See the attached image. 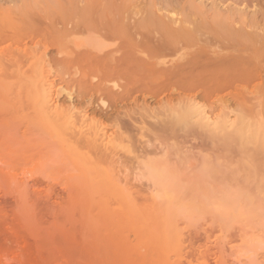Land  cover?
Instances as JSON below:
<instances>
[{
    "label": "rangeland",
    "instance_id": "1",
    "mask_svg": "<svg viewBox=\"0 0 264 264\" xmlns=\"http://www.w3.org/2000/svg\"><path fill=\"white\" fill-rule=\"evenodd\" d=\"M108 1L0 0V73L3 74H0V130L7 127L4 128L7 131L13 126L18 129L14 138H20V144L16 145L27 148L41 145L45 150L50 146L46 154L51 149L54 153L46 156L49 160L46 159L45 164L50 163V166L40 171L35 168L39 166L34 162L36 158L27 148L22 149L24 160L19 161L18 156L5 158L6 153L2 152L5 149L1 150L7 148L10 141L7 147L0 148V264H264L263 231V240L259 239L261 246L252 242L261 238L260 228L255 231L259 236L252 235L251 241L236 240L235 243L230 241L234 224L226 217L210 237L203 220L197 216L184 220L168 200L152 192L154 182L150 180L151 175L160 174L162 164L174 161L179 168H192L193 172L205 173L208 169L209 177L219 176L222 185L240 187L242 205H252L254 200L264 205V115L260 119L248 112L252 104L264 105V88L249 85L233 88L229 82L232 71L228 70L230 73L222 76L218 85L211 86L208 82L199 88L163 90L158 85L163 79L147 84L157 76L152 70L141 68L135 75L123 74L121 69L126 66L123 65L126 59H120V54L115 56L116 64L99 60L102 52L117 46L128 44L137 51L139 47L146 51L144 47L150 46L148 52L140 54L141 58L137 55L131 58L142 66L147 53L164 37L161 30L160 35L158 29L153 26V31L152 24L145 22L154 14L196 20L200 25L205 22V28L224 18L232 26L237 23V27L263 34L264 0ZM185 14H189V18ZM145 36H150L148 40L154 43L148 42ZM153 39L159 41L156 43ZM200 39L203 41V36ZM138 41L142 43L139 45ZM202 41L197 43L204 57L201 63L212 69L223 68L230 63L229 58L240 53ZM102 46H105L104 51ZM213 49L219 50L220 55H216L220 57L215 59L216 55L209 53ZM258 49L264 52V40L250 48L247 55ZM135 54L139 55L136 51ZM222 58L226 63L213 64ZM261 58L256 60L264 67ZM104 65H117L119 72L106 71ZM158 66L162 65L153 67ZM111 80L118 86H113ZM135 82L140 83L138 87ZM54 101L63 109L71 108V117L64 119L63 113L53 114L50 104ZM96 105L101 109L109 105L111 108L105 110L110 116L100 117L98 113L86 111ZM81 117L86 119L83 124ZM103 145L105 150H102ZM12 149L7 151L19 150ZM56 149L59 154L54 152ZM28 154L34 160L25 159ZM59 155L62 157H56ZM57 161L62 162L59 165L62 167L56 166ZM52 162L54 169H51ZM208 166L210 169L206 168ZM51 170H55L56 175L51 174ZM56 170L60 171L58 175ZM224 171H228L225 175L230 179L234 178L232 184L228 177L222 176ZM235 181L239 182L238 186ZM246 185L251 190L245 188ZM240 243L243 244L241 253L236 252ZM230 245L234 249L228 248Z\"/></svg>",
    "mask_w": 264,
    "mask_h": 264
},
{
    "label": "bare ground",
    "instance_id": "2",
    "mask_svg": "<svg viewBox=\"0 0 264 264\" xmlns=\"http://www.w3.org/2000/svg\"><path fill=\"white\" fill-rule=\"evenodd\" d=\"M111 1V0H110ZM108 1V2H110ZM118 1V0H117ZM166 1V0H165ZM103 2V1H101ZM143 2V1H142ZM74 3V2H73ZM114 3V2H113ZM118 3V2H117ZM169 3V2H167ZM220 3V2H219ZM93 4V3H92ZM109 4V3H107ZM163 4V3H162ZM159 5V4H158ZM167 5V4H166ZM110 6V5H109ZM116 6V4H115ZM164 6V5H163ZM168 6V5H167ZM103 7V6H102ZM176 7V6H175ZM73 8V7H72ZM86 8H89L90 9V6L88 7V5H86ZM185 8V7H184ZM109 9H111L110 7L108 8L107 10V14L110 13L109 12ZM135 9V8H134ZM163 9V8H162ZM174 9V8H173ZM178 9V8H177ZM82 10V9H81ZM103 10V9H102ZM158 10V9H157ZM168 10V9H167ZM170 10V9H169ZM175 10V9H174ZM63 11V10H62ZM67 11V10H66ZM88 11V10H87ZM166 11V10H164ZM176 11V10H175ZM89 12V11H88ZM102 12V11H101ZM171 12V10H170ZM178 12V11H177ZM184 12V11H183ZM200 12V11H199ZM224 12V10H223ZM63 13V12H61ZM76 13V12H75ZM120 13V12H119ZM160 13V12H159ZM172 13V12H171ZM171 13H168V14H171ZM205 13V12H204ZM66 14V12H65ZM64 14V15H65ZM86 14V13H84ZM95 14V13H94ZM177 14V13H176ZM178 15V14H177ZM187 15V14H185ZM210 15V14H209ZM86 16V15H85ZM109 16H111V14H109ZM113 16V14H112ZM128 16V15H127ZM148 16V15H146ZM173 16V15H171ZM169 17V16H156L154 14V16H148L146 19H145V22L148 23L151 25L152 24V27L154 26L156 29H158L157 31L159 32V30H161L163 32V39H161V43H157L156 40L157 39H153V41H155L157 43L156 47L154 50H150L149 52L150 53H147L149 55H147V58L146 60L144 61L143 65L140 66V65H136L135 62H133V60L131 59L132 57L134 56H140L139 58H141L145 52L148 50V48L150 47H144L146 49V51L144 49L141 50V48L139 47V51L137 50H133L132 48H135V47H130L128 44H126L124 41H121V42H124L126 45H121V46H117L116 48L114 49H111V50H107L106 48V52H102V55L100 53V57H99V60H107L108 63H111L110 61H113V63H115V56H118L116 54H120L118 57H121L120 59L122 58H125L126 60L125 63L123 61V65H126L124 68L121 69V71H123V74H129V75H135L136 72L138 73V71L143 68V69H149V70H152V72L154 74H157L156 77L152 78L151 79V82L147 81L148 83L147 84H152V83H157L158 80L160 79H163L161 82H158V85L160 84V86L163 87V90L164 88H171V89H174V88H199V87H202V86H205L204 84L208 83V82H211V86H214V85H218L220 83V79L223 78L222 76H225L227 74H229L230 72H228V70H231L232 73L231 75H229L231 77V79L229 80V82H231V86L233 88H244V87H247L248 85L251 86V88H264V67L261 66L259 63L261 61H258L256 60L258 57H263L261 58V60L263 61L264 63V52H262L260 49H258L257 51H254L252 54L250 55H247V52L250 48H253L256 44H258L260 41L264 40V32L263 34H260L259 32H256L257 30H246L245 27H237V23L235 24V26H232L230 25V23H228L226 20H224V18L222 19H218L217 21L214 22V24H207L209 25V27H204L205 25V22L203 23L204 25H200V23H198L196 20H191L189 21L188 19H180V18H174V17ZM189 16V14L187 15V17ZM84 17V16H83ZM82 17V18H83ZM131 17V16H130ZM65 18V17H63ZM71 18H73L71 16ZM85 18V17H84ZM112 18V17H111ZM111 21H114L113 19H111ZM133 18V17H132ZM145 18V17H144ZM189 18V17H188ZM192 18V17H190ZM67 19H68V16H67ZM66 19V20H67ZM129 19V18H128ZM193 19V18H192ZM199 19V18H198ZM204 19V18H203ZM73 20V19H72ZM77 21V19H76ZM101 21V20H100ZM140 21V20H139ZM205 21V19H204ZM74 22V21H73ZM207 22V21H206ZM120 23V22H119ZM144 23V22H142ZM74 24H76L74 22ZM106 24V23H105ZM104 24V25H105ZM116 24V23H115ZM137 24V23H136ZM250 24V23H249ZM257 24V23H256ZM255 27H259V25H257ZM108 25V24H106ZM113 25V24H112ZM111 25V27H112ZM245 25V24H244ZM253 25V24H252ZM141 26V25H140ZM143 26V25H142ZM145 26V24H144ZM247 27V25H245ZM251 26V25H249ZM261 26V25H260ZM56 27V26H55ZM71 27V26H70ZM75 27V26H74ZM98 27V26H97ZM108 27V26H107ZM106 27V28H107ZM110 27V26H109ZM125 27H128V26H125ZM154 27L152 28L153 31L154 30ZM252 27V26H251ZM254 27V26H253ZM263 27V26H262ZM73 28V27H72ZM70 28V29H72ZM76 28V27H75ZM92 28V27H91ZM96 28V27H95ZM101 28V27H100ZM113 28V27H112ZM120 28V27H119ZM123 28V27H122ZM59 29V28H58ZM69 29V30H70ZM87 29V28H86ZM90 29V28H89ZM105 29V28H104ZM145 30V28H143ZM205 29V30H203ZM254 29V28H253ZM260 29V28H259ZM258 29V30H259ZM52 30V29H51ZM57 30V28H56ZM65 30V29H64ZM103 30V29H102ZM137 31V28L135 29ZM54 31V30H52ZM77 31V30H76ZM99 31V30H98ZM111 31V30H110ZM131 31V30H130ZM129 31V32H130ZM141 31V30H140ZM148 31V30H147ZM55 32V31H54ZM89 32V30H88ZM152 32V30H151ZM158 32L156 34H158ZM64 33V32H63ZM70 33H72L70 31ZM74 33V32H73ZM82 33V32H81ZM100 33V32H99ZM112 33V32H111ZM121 33V32H119ZM118 33V34H119ZM124 32L122 31V34ZM125 33H127V31L125 30ZM132 33V32H131ZM137 33V32H136ZM148 33V32H147ZM85 34V33H84ZM117 34V33H116ZM142 34V33H141ZM153 33H150V36H152ZM160 34V32H159ZM1 35V34H0ZM70 35V34H69ZM103 35V34H102ZM100 34V36H102ZM106 35V34H105ZM135 35V34H133ZM138 35V34H137ZM147 35V34H146ZM161 35V34H160ZM2 36V35H1ZM68 36V35H66ZM65 36V37H66ZM72 36V35H71ZM94 36V35H92ZM109 36H112L109 34ZM118 36V35H116ZM119 36H121L119 34ZM125 36V35H124ZM128 36H130L128 34ZM140 36V35H139ZM144 36V35H143ZM142 36V37H143ZM150 36H145L146 40L149 42L150 40H148L149 38H151ZM201 36H203V41L200 39ZM63 37V36H62ZM78 37V36H77ZM80 37V36H79ZM91 37V36H90ZM105 36H103L104 38ZM123 37V36H122ZM126 37V36H125ZM131 37V36H130ZM142 37L140 38L142 40ZM153 37V36H152ZM156 37V36H155ZM157 37H160V36H157ZM56 38V37H55ZM99 38V37H98ZM108 38V37H107ZM128 38V37H126ZM135 38V37H134ZM65 39V38H64ZM69 39V38H68ZM71 39V37H70ZM95 39V38H93ZM101 39V37H100ZM129 39V38H128ZM127 39V40H128ZM139 39V38H138ZM54 40V39H53ZM75 40V39H73ZM81 40V39H80ZM83 40V39H82ZM81 40V41H82ZM104 40V39H103ZM133 40V39H132ZM145 40V39H144ZM6 41V40H5ZM62 41V40H61ZM109 41H111L109 39ZM119 41V40H118ZM130 41V39H129ZM145 41V43L147 42ZM159 41V39L157 40ZM198 41H202L204 42L205 44H208V45H214V47L218 48H222V47H225V49H229V48H233L232 51H235L238 52L240 51L239 54H236L234 55L233 57L235 58H229V61L230 63L225 65L223 68H215V69H212V67L210 68L208 65H203L201 62L203 61V56L202 54H200V51L202 52V50L200 49L201 46H199L200 44H197ZM84 42V41H83ZM120 42V43H121ZM136 42V41H135ZM139 42V41H138ZM137 42V44H138ZM152 41H150L151 43ZM2 43V42H1ZM81 43V42H80ZM106 43V42H105ZM130 43V42H129ZM140 43H142V41L139 42V45ZM154 42H152L153 44ZM82 44V43H81ZM78 43V45H81ZM86 44V43H85ZM92 44V43H91ZM109 44V43H108ZM112 44V43H111ZM115 44V43H114ZM117 44V43H116ZM190 45L192 44L191 47H188L187 45ZM94 44H92L93 46ZM101 45V43L99 44ZM120 45V44H119ZM151 45V44H150ZM73 46V45H72ZM106 46V45H105ZM105 46H102L101 49L103 50V47ZM115 46V45H114ZM132 46V45H131ZM142 46H145L144 42H143V45ZM148 46V44H147ZM82 47V46H81ZM32 48V47H30ZM80 48V47H79ZM98 48V47H96ZM113 48V47H111ZM143 48V47H142ZM137 49V48H136ZM32 50V49H31ZM70 52V49H68ZM73 50V49H71ZM77 50V49H76ZM85 50V49H84ZM95 50V49H94ZM104 51V50H103ZM135 51L136 53H139L138 54H135ZM231 51V52H232ZM67 50H66V55H69V54H72L71 52L68 54ZM74 52V51H73ZM79 49H78V53H79ZM148 52V51H147ZM64 53V52H63ZM210 54H219V50L216 51L215 49L211 50L209 52ZM75 54V53H74ZM77 54V53H76ZM142 54V56L140 55ZM207 54V53H206ZM228 54V53H227ZM65 55V54H64ZM78 55V54H77ZM220 55V54H219ZM219 55H216L214 56V58H218L220 57ZM233 55V54H232ZM136 56V57H137ZM146 56V55H145ZM211 56H206V58H209ZM222 57V56H221ZM70 58V57H69ZM73 58V57H72ZM144 58V57H143ZM142 58V59H143ZM224 61L225 59L222 58ZM222 59H217L213 64H217V62H219L221 64V62L223 63H226V61L224 62ZM231 59V60H230ZM110 60V61H109ZM118 59H116L117 61ZM218 60H222V61H218ZM228 60V59H226ZM260 60V59H259ZM92 62V61H90ZM121 62V61H120ZM119 62V63H120ZM217 64V65H220V64ZM55 64V63H54ZM116 64V63H115ZM121 64V63H120ZM118 64V65H120ZM139 64V63H137ZM212 64V66H213ZM12 65V64H11ZM97 65V64H96ZM106 65V64H105ZM103 66V69H107L109 72L115 70V72H119L118 70V66L117 65H110L108 67L106 66ZM157 65H162L161 67L158 66L157 68L156 67H153V66H157ZM5 66V65H4ZM3 66V67H4ZM8 66V64H7ZM6 66V67H7ZM2 67V69H4ZM117 68V69H115ZM94 69V68H93ZM78 70V69H77ZM99 70V69H98ZM106 70V71H107ZM104 71V70H103ZM7 72V71H6ZM4 73V72H3ZM100 70L99 72H97V74L99 75ZM107 73V72H106ZM2 74V73H0ZM5 74V73H4ZM144 73H142L143 75ZM3 75V74H2ZM105 75V74H104ZM141 75V76H142ZM100 76V75H99ZM103 76V75H102ZM119 76V75H118ZM107 77V76H106ZM144 77V75H143ZM146 78V77H145ZM147 78H148V75H147ZM94 79V78H93ZM85 80V79H84ZM113 82V86H118L116 84V81L115 80H111ZM127 81V80H126ZM135 81H138V80H135ZM88 82V81H87ZM93 82V81H92ZM107 82V81H106ZM136 85H137V82H135ZM141 83V81H140ZM139 83V84H140ZM104 84V83H103ZM106 84V83H105ZM138 84V85H139ZM230 84V83H229ZM108 85V83H107ZM137 85V87H138ZM153 85V84H152ZM156 85V84H155ZM222 85V84H221ZM144 86H147V85H144ZM74 87V86H72ZM83 87V86H82ZM91 87V86H90ZM120 87V86H119ZM132 87V86H131ZM136 87V86H134ZM155 87V86H154ZM157 87V86H156ZM155 87V88H156ZM221 87V86H220ZM133 88V87H132ZM229 88V87H228ZM62 88H60V90L58 89V93L60 94L62 91H61ZM161 89V88H160ZM57 90V89H56ZM73 90L75 91V89L73 88ZM245 90V89H244ZM248 90V88H247ZM261 90V89H260ZM61 91V92H59ZM162 91V90H161ZM171 91V90H170ZM69 92V91H68ZM73 92V91H72ZM253 92V91H252ZM67 93V92H66ZM57 94V96L59 95ZM70 94V92H69ZM81 94V93H80ZM55 95V94H54ZM114 95V94H113ZM112 95V96H113ZM56 96V97H57ZM68 96V95H67ZM115 96V95H114ZM113 96V97H114ZM240 96V95H239ZM247 96V95H246ZM55 97V98H56ZM75 97V96H74ZM242 97V96H241ZM250 97V96H249ZM258 97V96H257ZM256 97V98H257ZM54 98V99H55ZM77 98V97H76ZM253 98V97H252ZM255 98V99H256ZM57 99V98H56ZM68 99V97L66 98ZM65 99V100H66ZM250 99V98H248ZM60 100V99H59ZM70 100V99H69ZM162 100V99H161ZM95 101V100H94ZM69 102V101H68ZM76 102V101H75ZM241 102V101H240ZM249 102V101H248ZM79 103H82V102H79ZM75 104V103H74ZM253 105V104H252ZM250 106L251 108H249L248 112L250 113V111L252 112L253 116H256V117H260V119H262V115H264V105H262V103L260 102L256 107V106ZM109 105H107V108H111V107H108ZM92 107V106H91ZM106 107V106H105ZM181 107V105H180ZM50 108L51 110H53V114L55 113H58V114H62V116L64 117V119H67L69 117H71V108H68V109H63L62 108V105L59 104V103H56V101H54L53 103L50 104ZM105 108V109H107ZM177 108V107H176ZM179 108V107H178ZM187 108V107H185ZM238 108V107H237ZM105 109H101V108H98V105L92 107V108H89L87 109L86 111L90 110V113L92 114H97L100 116V117H108L110 116V114H108V111L105 110ZM113 109V108H112ZM213 109V108H212ZM187 110V109H186ZM244 110H246L244 108ZM243 110V111H244ZM116 111V110H115ZM178 111V110H177ZM182 111V110H181ZM223 111V110H222ZM220 112V111H219ZM247 112V113H248ZM121 113V112H120ZM180 113V112H178ZM188 113V112H187ZM190 113V112H189ZM231 113V112H229ZM246 113V114H247ZM48 114V113H47ZM164 114V113H163ZM186 114V113H184ZM250 113V115H252ZM50 115V114H49ZM56 115V114H55ZM190 115V114H189ZM229 115V114H228ZM235 115L236 112H235ZM241 115V114H240ZM244 115V114H242ZM221 116V115H220ZM252 116V117H253ZM62 117V118H63ZM238 117V116H237ZM242 117V116H241ZM250 117V116H249ZM27 118V117H26ZM61 119V117H58L57 119ZM113 118V117H112ZM215 118V117H214ZM228 118V117H227ZM244 118V117H243ZM237 119V118H236ZM240 120V119H239ZM62 121V120H61ZM81 121V124H83L86 119H83L81 117L80 119ZM122 121H125V120H122ZM238 121V120H237ZM237 121H234L235 123ZM255 121V119H254ZM51 125L52 123L50 121H48ZM63 122V121H62ZM113 122V119L112 121ZM119 122V121H118ZM129 122V121H128ZM228 122V120H227ZM77 123V122H76ZM120 123V122H119ZM119 123H116V124H119ZM254 123V122H253ZM15 124V123H14ZM57 124V123H56ZM121 124H123V122H121ZM12 125V124H11ZM10 126V125H9ZM8 126V127H9ZM32 126V125H31ZM119 126H121L119 124ZM127 126V125H126ZM129 126V125H128ZM133 126V125H132ZM254 126V124H253ZM3 127V126H2ZM48 127V126H47ZM57 127V126H56ZM123 127V126H122ZM135 127V126H134ZM0 128H1V125H0ZM4 128H7V127H3V130L1 131L0 130V148H2L3 146L7 147L8 145V142H9V146L7 148H2L1 150L5 149V151L3 150L2 152H5V158H13L14 156L17 158V160H24L23 158H21L22 156L24 157V152H22V149H26L27 147H21L20 145H16V144H20L19 141H18V138H14V135H17L16 133H18V129H13V126L12 128L10 129V127L7 129V131L4 129ZM17 128V126H16ZM31 129V127H30ZM125 129V128H123ZM251 129V128H250ZM254 129V127H253ZM10 130H14L15 133H13V131H10ZM17 130V132L15 131ZM29 130V128L27 129ZM31 131V130H30ZM29 131V132H30ZM118 131V130H117ZM116 131V133H117ZM130 131V130H129ZM68 132V131H67ZM77 132V131H76ZM92 132V131H91ZM109 132V131H108ZM107 132V133H108ZM125 132V131H124ZM26 133V131L24 132ZM28 133V132H27ZM74 133V132H73ZM257 133V132H256ZM255 133V134H256ZM13 134V135H11ZM66 134V133H65ZM12 136L14 139H12V137L10 138L9 136ZM24 135V134H23ZM28 135V134H27ZM31 135V134H30ZM29 135V136H30ZM76 135V134H75ZM94 135V134H93ZM116 135V134H115ZM120 135V133L118 134ZM257 135V134H256ZM259 135V133H258ZM19 136V134H18ZM21 136V135H20ZM26 136V135H25ZM103 136L104 133H103ZM102 136V137H103ZM130 136V135H129ZM255 136V135H254ZM17 137V136H15ZM70 137V136H69ZM22 138V137H21ZM118 138V136L116 137ZM37 138H35L34 140H36ZM104 139H107V136L104 138ZM120 139H121V136H120ZM131 139V138H130ZM17 140V141H16ZM20 140V138H19ZM40 140V139H39ZM109 140H112V139H109ZM124 140V139H122ZM12 141V142H11ZM25 142L27 141L26 139L24 140ZM22 140V142H24ZM45 140L43 139V142ZM80 141V140H79ZM119 141V140H118ZM24 142V143H25ZM34 142V141H33ZM30 143V144H34V143ZM43 142H39L40 144H42ZM53 142V141H52ZM61 142V141H60ZM130 142V141H129ZM16 143V144H15ZM28 143V144H29ZM38 143V142H36ZM47 143V141H46ZM7 144V145H6ZM39 144V145H40ZM52 144V143H51ZM50 144V145H51ZM54 144V142H53ZM16 149H19L17 150L16 152L14 153H10L8 152L9 150L8 149H12L15 147ZM27 145V144H26ZM38 145V146H39ZM12 146V147H11ZM17 146H20V147H17ZM29 146V145H27ZM41 146V145H40ZM39 146V147H40ZM46 146V145H45ZM47 146H49V144H47ZM53 145H51V148H52ZM11 147V148H9ZM32 147V145H31ZM34 147V146H33ZM32 147V148H33ZM37 148L35 146V148H27V150H30V154L34 155L33 157L36 158V160L34 162H38L39 166H35L36 169H40L41 171V168L43 167H49L50 166V163H47V165L45 164V161L49 160L48 158H46V156L48 157L49 156V152L51 154H54L53 149H51L49 152H47L46 154V150L50 149V146L48 149H41L40 148ZM54 147V146H53ZM102 147V146H101ZM109 147V146H108ZM44 148V147H43ZM107 148V146H106ZM14 149H12L13 151H15ZM35 149H40V152L42 150H45V151H42L41 154L40 152H38L37 150ZM111 149V148H110ZM8 150V151H7ZM34 150V152L32 151ZM100 150V149H99ZM102 150H105L104 149V145H103V149ZM11 151V150H10ZM12 151V152H13ZM21 151V152H20ZM33 153H32V152ZM37 151V152H36ZM110 151V150H109ZM20 152V153H19ZM54 152H57V149L56 151L54 150ZM64 152V151H63ZM100 152V151H99ZM103 152V151H101ZM7 153L9 155H7ZM16 153V154H15ZM35 153V154H34ZM43 153V154H42ZM59 154V151L57 152ZM111 153V151L109 152ZM113 153V151H112ZM3 154V153H2ZM4 154L2 156H4ZM19 154V155H17ZM46 154V155H44ZM62 154V153H61ZM13 157H11V156ZM64 155V154H63ZM108 155V154H107ZM111 155V154H110ZM116 155V153H115ZM19 156H20V159H19ZM109 156V155H108ZM119 156V155H118ZM117 156V157H118ZM249 156H252V155H249ZM1 157V155H0ZM28 157V159H27ZM56 157H62L61 155L59 156H56ZM64 157V156H63ZM66 157V156H65ZM64 157V158H65ZM52 158V157H50ZM55 157H53L52 159H54ZM168 158V157H167ZM2 159V157H1ZM25 159L27 160H34L33 158H31V156L29 157V154L27 156H25ZM47 159V160H46ZM116 159V157H115ZM152 159V158H151ZM158 158H156L157 160ZM160 159V158H159ZM169 159V158H168ZM8 161V159H6ZM16 160V161H17ZM39 160V161H37ZM57 160V159H56ZM113 160V158H112ZM154 160V159H153ZM161 160V159H160ZM158 160V161H160ZM171 160V159H170ZM51 161V160H50ZM49 161V162H50ZM66 161V159H65ZM197 161V160H196ZM59 161H57V163L55 164H58L56 166H59V165H62V162L64 163L63 168L66 166V162H64V160L61 162V164L58 163ZM157 162V161H155ZM154 162V164H155ZM162 162V161H161ZM166 162V161H164ZM162 162V163H164ZM193 162V161H192ZM6 163V162H5ZM40 163H44L43 165L41 164L40 166ZM158 163V162H157ZM160 163V162H159ZM167 163V162H166ZM173 164H169L168 162V165L162 164V167L160 169V174L159 175H151L150 177V180H153L154 182V186H153V189L155 191H152V192H155L157 194L158 197H161V198H164L166 200L169 201L171 207H175L178 211V213H180L181 215H183L184 217V220L186 219H190V218H193L195 216H197L199 219H201V221L203 220L204 221V225H207L206 228H205V232H208L209 233V236H213L214 232L218 231L219 230V226H220V223L223 219H225L226 217H229L230 220H232L233 224H234V227H233V231H230L232 233H230V235L232 236L231 240L230 241H235L236 243V240L239 241V240H243V241H251V236L252 235H256V236H259L256 234V228H260L261 230V233L260 235L262 234V231H263V234H264V205L261 203V202H255L257 200H254V204H240V202H243L242 199H240V187L238 189H235L232 185V187H227L226 185H222V181L220 180V178H218L219 176H212L209 177V172H211L210 170H206L205 173L203 172H200V171H192L193 169L192 168H189V170H185V168L181 170V168L178 167V165H176V163L173 161L171 162ZM8 164V163H7ZM38 164H35V165H38ZM53 164V165H52ZM51 166H53V168L51 169H54V163L52 162ZM68 164V163H67ZM161 164V163H160ZM191 163H189L190 165ZM49 165V166H48ZM182 165V164H181ZM188 165V166H189ZM193 165H196L195 163H193ZM210 165V164H209ZM213 165V164H212ZM211 165V167L213 169H215L213 166ZM258 165V164H256ZM62 166H59V167H62ZM191 166V165H190ZM189 166V167H190ZM39 167V168H38ZM58 167V168H59ZM184 167V166H183ZM35 168L33 170H35ZM142 168V167H141ZM206 168H209L206 167ZM146 169V168H145ZM210 169V168H209ZM218 169V168H217ZM216 169V170H217ZM220 169V168H219ZM222 169V168H221ZM64 170V169H63ZM147 170V169H146ZM215 170V171H216ZM52 173L51 174H54L55 173V170H51ZM50 171V172H51ZM145 171V170H143ZM222 171V170H221ZM219 170V172H221ZM39 172V171H38ZM57 172V170H56ZM214 172V171H213ZM212 172V173H213ZM228 172V171H226ZM226 172L224 171V175H221L222 176H225V177H228L229 175L227 174V176L225 175ZM60 173V171H59ZM57 172V175L59 174ZM145 173H148L145 171ZM214 174V173H213ZM216 174V172H215ZM56 175V173H55ZM225 177H221V179L225 178ZM152 178V179H151ZM230 179V177H228ZM233 178V177H232ZM232 178L229 180L231 182V184L233 183L232 181ZM227 179V178H226ZM122 180V179H121ZM234 180V178H233ZM117 181V179H116ZM119 181V180H118ZM239 181V180H238ZM236 183V181H235ZM239 183V182H237ZM236 183V184H237ZM13 184V183H12ZM240 185H243L240 184ZM245 185V184H244ZM238 186V184H237ZM242 188V187H241ZM245 188H247V185L245 186ZM248 189V188H247ZM246 189V190H247ZM250 189V188H249ZM248 189V190H249ZM251 190V189H250ZM246 192V191H245ZM252 192V191H251ZM249 193V192H248ZM253 193V192H252ZM255 194V193H254ZM256 198V196H255ZM252 203V202H251ZM197 223V221H196ZM202 224V223H201ZM199 227V226H198ZM200 229V227H199ZM231 230V229H230ZM262 234V235H263ZM261 235V238L259 236L258 238V241H252V242H255V243H259L260 246H261V243L263 240V237ZM264 236V235H263ZM261 239V240H259ZM209 241V240H208ZM231 243V242H229ZM233 245H230V247L228 248H232ZM238 246V245H237ZM235 247V246H234ZM240 248L238 249L237 248V251H240L241 253V249L243 247V244L241 245L240 243ZM259 248V247H258ZM225 252V251H224ZM233 252H235V250H233ZM246 253V252H245ZM243 254V253H242ZM242 254L240 255L239 253L237 255H240L242 256ZM213 255V254H212ZM250 256V255H249ZM234 257V256H233ZM232 259V258H231ZM238 260V259H237ZM215 262V260H214ZM215 264V263H214Z\"/></svg>",
    "mask_w": 264,
    "mask_h": 264
}]
</instances>
